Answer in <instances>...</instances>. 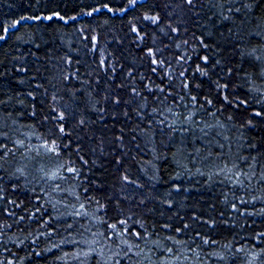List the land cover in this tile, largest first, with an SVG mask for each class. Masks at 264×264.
Here are the masks:
<instances>
[{
  "label": "trees",
  "instance_id": "obj_1",
  "mask_svg": "<svg viewBox=\"0 0 264 264\" xmlns=\"http://www.w3.org/2000/svg\"><path fill=\"white\" fill-rule=\"evenodd\" d=\"M0 37V264H264V0H0Z\"/></svg>",
  "mask_w": 264,
  "mask_h": 264
},
{
  "label": "snow or ice",
  "instance_id": "obj_2",
  "mask_svg": "<svg viewBox=\"0 0 264 264\" xmlns=\"http://www.w3.org/2000/svg\"><path fill=\"white\" fill-rule=\"evenodd\" d=\"M132 2H135V0H132ZM187 2L190 4L191 2H192V0H187ZM37 19H39V17H37ZM48 19H51L50 17L48 18ZM152 19V22L153 23H155L156 21H157V17H153V18H151ZM18 23V22H17ZM134 31H135V29H133ZM5 31H7V29H5ZM3 37H0V39H2ZM149 53H151V50H149ZM207 58H205V60H206ZM153 63H157V61L156 60H153ZM162 63V62H161ZM203 75H206V73H202ZM181 75H183V73H181ZM218 87H227L226 85H224V86H219L218 85ZM225 99H227V98H225ZM193 100H195V97H193ZM208 103H211V101H208ZM256 115H260V113H256ZM61 118H63L62 116H61ZM61 131H63V129H61ZM50 150H54V148L53 149H50ZM67 171L68 172H75L76 171V169L75 168H67ZM55 175V174H54ZM81 207H83V205H81ZM79 214V213H78ZM121 223H123V222H121ZM109 227L110 228H112V229H115L116 228V225L115 224H112V225H109ZM169 251H171V249H169Z\"/></svg>",
  "mask_w": 264,
  "mask_h": 264
}]
</instances>
